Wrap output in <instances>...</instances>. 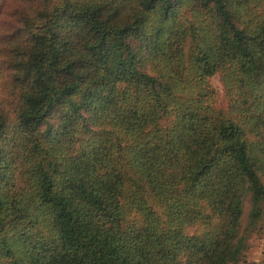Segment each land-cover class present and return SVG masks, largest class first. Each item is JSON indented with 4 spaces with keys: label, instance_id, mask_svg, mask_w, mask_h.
Here are the masks:
<instances>
[{
    "label": "trees",
    "instance_id": "trees-1",
    "mask_svg": "<svg viewBox=\"0 0 264 264\" xmlns=\"http://www.w3.org/2000/svg\"><path fill=\"white\" fill-rule=\"evenodd\" d=\"M262 231L264 0H0V264H241Z\"/></svg>",
    "mask_w": 264,
    "mask_h": 264
},
{
    "label": "rangeland",
    "instance_id": "rangeland-1",
    "mask_svg": "<svg viewBox=\"0 0 264 264\" xmlns=\"http://www.w3.org/2000/svg\"><path fill=\"white\" fill-rule=\"evenodd\" d=\"M211 83L218 92L220 103H224L225 95L218 76L213 77ZM241 264H264V231L252 236L245 260Z\"/></svg>",
    "mask_w": 264,
    "mask_h": 264
}]
</instances>
